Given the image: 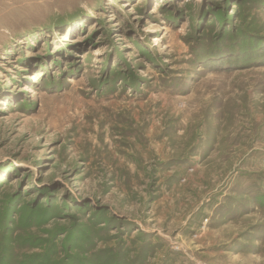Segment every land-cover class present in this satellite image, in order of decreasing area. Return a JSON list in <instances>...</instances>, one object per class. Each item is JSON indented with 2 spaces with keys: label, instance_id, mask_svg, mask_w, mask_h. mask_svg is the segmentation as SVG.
<instances>
[{
  "label": "rangeland",
  "instance_id": "1",
  "mask_svg": "<svg viewBox=\"0 0 264 264\" xmlns=\"http://www.w3.org/2000/svg\"><path fill=\"white\" fill-rule=\"evenodd\" d=\"M0 264H264V0H0Z\"/></svg>",
  "mask_w": 264,
  "mask_h": 264
},
{
  "label": "trees",
  "instance_id": "2",
  "mask_svg": "<svg viewBox=\"0 0 264 264\" xmlns=\"http://www.w3.org/2000/svg\"><path fill=\"white\" fill-rule=\"evenodd\" d=\"M125 262V261H124Z\"/></svg>",
  "mask_w": 264,
  "mask_h": 264
}]
</instances>
